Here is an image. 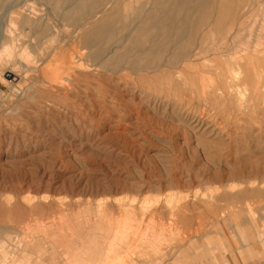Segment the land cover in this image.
Listing matches in <instances>:
<instances>
[{"label":"rangeland","instance_id":"obj_1","mask_svg":"<svg viewBox=\"0 0 264 264\" xmlns=\"http://www.w3.org/2000/svg\"><path fill=\"white\" fill-rule=\"evenodd\" d=\"M0 6V264H264V0L173 84L103 69L62 1Z\"/></svg>","mask_w":264,"mask_h":264},{"label":"bare ground","instance_id":"obj_2","mask_svg":"<svg viewBox=\"0 0 264 264\" xmlns=\"http://www.w3.org/2000/svg\"><path fill=\"white\" fill-rule=\"evenodd\" d=\"M50 1L66 5L64 19L68 26L75 27L76 38L91 50V57L103 69L128 70L137 75L144 72L151 79L163 73L162 82L173 84L174 78L189 74L200 62H208L204 54L209 35L225 38L234 28L240 38L242 32L236 22L241 18V9L262 0H130L127 4L125 0ZM113 47L115 52L102 60V51ZM158 49L164 51L160 58ZM246 68L240 62L230 63L229 72L226 69L218 74L225 80L222 86H251V82L246 83ZM260 89L264 90V83L253 90L257 100L261 99Z\"/></svg>","mask_w":264,"mask_h":264},{"label":"crops","instance_id":"obj_3","mask_svg":"<svg viewBox=\"0 0 264 264\" xmlns=\"http://www.w3.org/2000/svg\"><path fill=\"white\" fill-rule=\"evenodd\" d=\"M14 10L12 8V6H9V7H3V6H0V14L1 13H4V14H9V13H13ZM199 256L197 257H194V258H188L187 260V263L188 264H192L194 260H196V258H198ZM201 264H204V262L202 260H200Z\"/></svg>","mask_w":264,"mask_h":264}]
</instances>
